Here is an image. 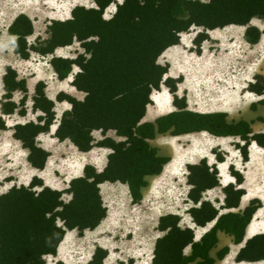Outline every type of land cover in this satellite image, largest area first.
I'll return each mask as SVG.
<instances>
[{"label":"trees","instance_id":"16d2710c","mask_svg":"<svg viewBox=\"0 0 264 264\" xmlns=\"http://www.w3.org/2000/svg\"><path fill=\"white\" fill-rule=\"evenodd\" d=\"M94 6L75 5L66 19H53L48 25V37L37 44L28 43L33 34L32 19L25 13L13 18L7 28L11 44L16 53L24 59L30 51L43 56L50 55L49 63L57 78L64 79L73 65L79 70L74 74L72 85L85 93L82 100L59 92L57 100H67L70 108L60 116L54 136L68 139L80 151H88L93 143L91 132L115 130L124 140L115 141L105 136L98 142L111 149L104 169L97 172L86 164L83 175L68 182L65 191L44 186L33 177L27 186L13 185L0 194V264H45V255H56L66 230L94 229L106 216L99 185L104 181L125 183L132 202L142 198V187L147 184L146 176L158 174L168 160L157 153L148 139L156 133L180 132L205 129L210 134L237 136L242 144L235 143L243 160L248 157V145L255 141L264 148V131H252L248 121H226L223 113L201 114L183 108L184 101H176L181 109L160 116L155 123H141L150 93L158 89L167 65H161L157 58L171 45L179 43L180 34L191 27H202L193 39L195 51L200 52L201 43L207 39L206 29L222 28L227 25H244V39L249 44L260 40L261 31L249 22L253 17L264 19V0H92ZM116 2L113 15L104 18V11ZM77 41L82 52L74 57L56 55L55 49L66 47ZM247 90L262 94L264 76L255 74ZM260 80V82H259ZM3 100L0 101L3 114H12L17 109L24 115L26 81L18 78L17 72L6 66L2 76ZM175 80L166 79L171 92ZM45 84L35 85L32 109L41 114L37 122L17 123L13 126V137L27 149V160L36 168H43L48 152L37 145L36 137L47 132L55 118L54 102L44 92ZM14 91L22 93L18 104L12 99ZM251 107H254L252 104ZM39 118V119H38ZM6 123L0 116V129ZM170 128H172L170 130ZM170 130V131H169ZM216 159L223 156L216 153ZM187 196L193 206L188 208L193 222L205 226L215 220L199 240H194L190 227L180 225V216L175 213L160 215L156 228L161 232L154 241L151 264H213L210 249L217 242V230L233 235L236 243L242 241L245 227L260 201L253 199L242 212L228 211L218 214L210 201L202 199V193L219 184L215 166L205 160L187 165ZM237 185L242 176L230 166ZM229 184L223 188L224 207L239 205L244 190ZM40 187V190H36ZM63 192L70 194L68 201L62 199ZM191 248L189 255L185 247ZM227 249L217 253L222 258ZM106 249L97 246L86 264H103ZM237 261L264 260V233L247 239L236 255ZM117 264H125L118 261ZM126 264H132L129 259Z\"/></svg>","mask_w":264,"mask_h":264},{"label":"crops","instance_id":"0c3cea01","mask_svg":"<svg viewBox=\"0 0 264 264\" xmlns=\"http://www.w3.org/2000/svg\"><path fill=\"white\" fill-rule=\"evenodd\" d=\"M230 26H238V28H241L240 38L244 43L251 46L252 48L253 47L258 48V46L262 45L263 43L261 42L262 34L260 40L257 43L249 44L244 39V35H243L245 29L244 25L231 24L222 28H228ZM216 29L218 28L205 30L208 37L201 43L199 53L195 51L196 48L193 43V39L195 38L196 34L200 31H190V32L186 31L181 33L179 43L171 45L168 48H166L162 52V54L157 58V62L159 64L167 65V72L163 75L159 88L153 89L151 91L150 103L146 106L145 114L140 120L141 123H148V122L155 123V120L158 117L181 109V107L178 104H176V101H184L183 108L186 110L198 112L201 114L214 113V112L223 113L226 121L228 122L243 119L249 122L253 133L263 131L261 130V126L264 125V93L259 95L252 91L244 92V90L247 89L248 83L253 82L254 80V78H252L253 75L260 74L264 76V53L262 54L261 57H257L256 62L255 61L253 62V65L251 67L252 75L250 77H244L241 79V81L238 82L241 85L240 87H238V89L231 88L229 90L230 93H226L224 87L219 86L217 87V89L213 90L211 83L214 81H220L217 79H212L213 71L215 68L220 67L222 63H219L217 59H213L210 56H208L206 52L208 51V47H205L204 42H207L210 39L217 41H222V40L227 41L228 38L231 37L235 38L234 35L231 36V33H227V32L223 33V36L219 34H212L211 32L215 31ZM33 33H34V25H33ZM32 35L33 34H31L30 36ZM0 38L2 39V41H0V47H1L2 45L5 44L4 43L5 35L2 34ZM36 38L41 39L38 37ZM60 48L62 47L56 48L54 53L56 54L57 50H59ZM1 53H3V56L1 55ZM12 53L14 57L15 56L17 57V53L14 49H12ZM0 56H1L0 101L3 100L2 96L4 93L2 76L4 75L5 68L8 65L11 66L17 72L18 78H24L26 81L27 93L24 102L25 110H26V102L29 99L32 107L33 96L35 95V85L38 81L44 82L45 95L48 99L54 102L53 111L55 112V118L53 123L50 125L49 130L47 132H40L36 137L37 145L48 152V157L46 159L45 165L43 168L33 167L27 160L28 151L26 149L27 152L24 153V155L17 156L18 158L16 165L17 176H14V178H17L19 179V181H21V183H17V186L20 185L27 186L33 177H37L43 182L44 186L65 191V189H67L68 187V182L70 181V179H68L67 181H61L60 183L61 187H59V185H54L56 183L54 177H57L59 175L60 169L64 168V164L58 161L59 156L61 155V157H63L64 154L68 155L70 151L73 153V158L71 159V161H69V163L71 164L67 170L69 172L65 171V173H68L69 175H73L71 179L83 175V169L86 164L93 166L97 172L102 171L106 166L107 156L111 151L110 148L106 146H100L98 142L101 141L105 136H109V138H112L115 141L123 140L122 137L116 134L115 130L110 129L105 134H103L101 130H93L91 132V135L93 137L94 144L88 151H80L73 145V143L70 140L64 139L65 141H63V140H59L54 136V132L57 127V123L60 116L65 110H68L71 106L70 103L65 99L57 100L56 95L59 92H64L70 95L71 97L76 98L77 100H82L85 96V93L83 91L77 90L72 85V79L74 74L78 71V67L74 65L72 71L69 73V75L66 78L59 79L57 78L55 72L53 71L49 63V59H50V55H49L47 62L49 67L51 68L50 71L55 74V76L51 78V80L49 79L50 73H44L42 74L41 77H38L39 72L35 73V71L29 74L28 75L29 77L20 76L17 70V64L16 67L13 66L14 64L11 63L13 59L10 60V57L5 56V50L2 47L0 48ZM41 57L44 56L42 55ZM30 58H31L30 56L27 59L21 58L24 60V62L26 61L24 67L27 66L28 60ZM33 76L37 77V79L33 80ZM166 79H173L176 81L174 92H171L169 90V87L165 84ZM196 89H201L202 92L200 93ZM210 92H212L213 97H217L216 99H214L213 102H208L211 101ZM202 93H204V96L206 95L205 98L207 100V103L205 104H203L201 101L203 100V98H199ZM231 95H232V100H229L228 96ZM153 96L156 99H154ZM21 97H22V93L17 100L16 91H14L11 100L15 104H18ZM252 104L254 105V107H251ZM247 107L249 109H246ZM32 110L35 112L33 119H25L23 121L16 120L11 125H8L6 120L4 119V116H11L16 119L24 118L26 112L24 115H20L17 112V109H15V112L12 114H3L1 111V104H0V116L3 117L6 123V128L0 130L2 131L9 130V133L5 132V134H9V137L3 135L0 136V142L2 143L0 146L1 152L8 151L11 148L10 146L13 144H17V143L20 144V142L13 137V126L15 124L37 122V117H39L38 115H40L41 113L34 109ZM234 110H236V112H233ZM258 117L262 118L261 121L258 120ZM171 129L172 128H170V130ZM192 135H198V136L192 137ZM236 137L237 136H221V135L210 134L205 129L180 132L177 135H173L171 134V132L156 133L153 138L148 139V142L152 147H154L157 150V153L160 156L166 157L168 158V160L163 164L162 169L158 174H150L146 176L147 184L142 187L141 190L142 197H143V189L146 188L149 189L150 187V179L167 173V170L172 169V165L174 161L176 162L178 158H181L179 159L180 162L181 160L184 162V169L186 172L184 174L185 175L184 179H185V184L187 185L186 189L188 193L190 185L187 183V174H188L187 165H193L199 163L201 160H205L209 166L216 167L218 172L219 184L213 188L204 191L202 193V199L210 201L211 204L217 209L218 214L226 213L228 211L242 212L246 208V206L249 205L251 200L256 199L260 201V206L257 207V209L252 215L251 220L245 227L244 236L241 242L236 243L233 235L226 233L222 230H217L216 233L217 242L209 251L210 256L214 259L213 264H264V260L237 261L235 258L239 249L244 245L247 239H249L250 237L256 234L264 233V148L257 145L255 141H250V144L248 145L247 160H243L239 150L235 147V144L234 146L229 145V142H231L230 140ZM227 138H231V139L229 140ZM3 141H7L8 146H5ZM238 143L242 144V141L240 142L238 141ZM58 145L59 147H57ZM69 145H71V147ZM73 148H75L77 151L73 152L71 150ZM18 149H19L18 146L14 148V150H18ZM63 149H66L67 151H64L62 154ZM213 150H216V153H220L224 157L223 160L221 161L217 160ZM167 165L168 167L165 168V166ZM230 166H232L235 171L241 174L242 176L241 184L237 185L235 177L230 172ZM223 172L224 175L222 174ZM167 178L173 180V178L171 177H167ZM177 178H179V176H177ZM176 179L174 180L176 181ZM116 183H120V182L104 181L99 185L100 194L103 203H104V199L101 192V187L104 185L107 186L106 187L107 189H110V186H108V184H116ZM181 183L182 181L176 184L178 186ZM121 184L126 186L127 192L129 193L127 185L125 183H121ZM229 184L237 185L236 188H241L244 190V193L241 195L239 205L234 208L224 207L225 193L223 191V188ZM11 186H13V184ZM35 189L40 190L39 187ZM64 193L67 194L68 196L67 199L63 198ZM187 193H186L185 204H187L188 207L186 210H188L189 207L193 206L191 200H189L187 196ZM63 194H62V199L64 201H68V199L70 198V194L66 192H63ZM111 194L112 196H114V194L116 193L112 192ZM245 196H247L246 199H244ZM141 199L139 201H141ZM131 203L134 204L135 202H132L131 200ZM114 204H118L120 206L115 207ZM114 204L113 205L115 208L119 210L123 209L122 215L125 217L126 215L124 214L125 204H120L116 202H114ZM105 207L107 210L105 218L99 223V225H97L94 229L91 230L98 229L100 224L104 222L106 218L110 215L111 210L108 209L109 207H107V205H105ZM258 212L260 215L256 217V214ZM186 213L188 216L187 219H184V217H182L181 214L180 215L178 214L181 218L180 225L182 227L187 226L193 229L194 240H199L201 235L204 232H206L215 222V220H212L210 222H207L205 226H198L193 222L188 211ZM115 215L120 216V214H115ZM160 215L161 214H159L156 218L158 219ZM73 231H77V230L72 229V230H66L65 232V235L68 232H70L71 234V235L70 234L67 235V237L69 236L68 237L69 242L74 241L76 236H78V238L82 236V234L78 235V231L76 236L73 235ZM196 231L199 232L197 237H196ZM59 246L57 248L56 255H51V254L47 255V256H51L55 260V261H51V264H71L67 262L65 258L59 257ZM97 246L106 249L107 255L103 260V264H108L107 259L109 257L110 252H112L117 247L113 246L110 248V246H104L100 243H96L94 249ZM153 246H154V242H153ZM225 248L227 249V251L225 252L224 256L222 258H218L217 253ZM94 249L92 253L94 252ZM139 252L140 251H138V256H141ZM92 253L90 254L89 258L86 261H84L83 264H86L88 262V260L91 258ZM150 253L152 257V251H150ZM190 253H191V248L189 246L185 247L184 254L189 255ZM47 256L45 255L44 257L45 261ZM134 256L135 254L130 253V255H128L126 258L115 259L110 264H117L118 261H123L126 264L129 259L132 260V264H136L134 260L135 258ZM140 261L142 262V258L140 259ZM193 263L194 262H189V264H193Z\"/></svg>","mask_w":264,"mask_h":264},{"label":"rangeland","instance_id":"374dc122","mask_svg":"<svg viewBox=\"0 0 264 264\" xmlns=\"http://www.w3.org/2000/svg\"><path fill=\"white\" fill-rule=\"evenodd\" d=\"M82 4L87 7L94 6L92 0H0V36L5 35L4 45L1 47L5 50V56L10 57L11 63H13L20 74V76H28L29 74L35 71L39 72L38 77H41L44 73H50L49 79L53 78L55 74L51 72V68L48 65V56L41 57L39 53L30 51V59L28 60L27 66L24 67L23 59L17 54V57L13 56L11 45V36L7 33V27L10 22L15 18V15L19 13H25L32 19L34 25V33L32 36L28 37L29 43L37 44L40 41L48 37V25L53 19H66L70 16V10L73 6ZM114 9V5L111 4L105 9V14H111V11ZM251 25L258 27L262 33L261 42L262 45L258 48H252L242 41L240 38V30L238 26H230L228 28H221L212 31V34H219L223 36V33H231V36L235 38H228L227 41H217V40H208L204 42L205 47H208L207 54L213 59H217L219 63H222L220 67H217L213 71L212 79H217L220 81L212 82L213 90L217 89L219 86H223L226 93H230L231 88L238 89L241 85L238 83L244 77H250L251 67L253 62L257 61V57H261L264 53V19L253 17L249 22ZM192 29V30H190ZM190 31H200L203 28H197L193 26L190 28ZM41 38V39H37ZM0 41L2 39L0 38ZM0 47V48H1ZM5 47V48H4ZM83 50L80 47L77 41H74L71 45L67 47H62L57 50L56 55L64 57H74L78 53H81ZM259 51V52H257ZM234 54V55H233ZM3 56V53H1ZM1 58V56H0ZM21 59V60H20ZM9 60V61H10ZM7 61V60H6ZM164 62V61H163ZM254 76V75H253ZM252 76V78H253ZM29 77V76H28ZM37 77L33 76V80H36ZM260 82V80H259ZM198 92H202L201 89H196ZM249 90H244V92ZM253 92V91H252ZM211 93V101L217 97H213ZM264 93V90L262 94ZM21 96V92L16 91L17 100ZM206 96V95H205ZM204 96V93L201 94L199 98H203L202 103H207V100ZM227 97V96H226ZM229 100H232V95L228 96ZM154 99H156L153 96ZM157 104V103H156ZM240 107V106H238ZM237 107V108H238ZM245 107V106H244ZM246 109H249L248 107ZM230 111V110H229ZM233 112H236L234 110ZM35 112L32 110L30 99L26 102V114L24 118H14L11 116H4L8 125H11L16 120L23 121L25 119H33ZM27 116V117H26ZM237 116V114H236ZM260 118V119H259ZM261 117H258V120L261 121ZM261 130L264 131V125L261 126ZM9 130L2 131L0 130V136H8ZM198 135H192V137ZM231 139V138H227ZM229 142L230 146H234L236 141H242L239 137L232 138ZM5 146H8L7 141H3ZM243 143V142H242ZM0 142V146H1ZM65 145V144H64ZM18 146V150H14ZM71 147V145H69ZM8 151L1 152L0 150V194L5 192L10 186L17 185L21 183L19 179L14 178L17 176V156L24 155L26 149L21 147V144H13ZM59 147V145L57 146ZM73 152L77 150L75 148L71 149ZM66 149H63L62 154ZM235 153V152H232ZM73 158V153L70 151L68 155L58 158L64 168L60 169L59 175L54 177L56 183L54 185H59L61 181H67L71 179L73 175H69L66 172L68 167H70L69 161ZM178 158L176 162L174 161L172 169L167 170V173L157 176L150 179L149 189H143V197L141 201L137 203H131L129 193L127 192L126 186L121 183L108 184L110 189H107V186L101 187V192L104 199V204L109 207L111 210L110 215L102 222L98 229L91 230L85 229L82 233V236L78 238L76 236L77 231H73V235L76 236L74 241H68L67 235L68 232L59 246V257H63L67 262L71 264H83L86 261L90 254L92 253L96 243H100L104 246H116L117 248L110 252L107 259V263H112L115 259L126 258L128 255L135 254L136 264H150L148 257L150 251L153 249V242L157 236L161 235V232H158L157 225V216L159 214L163 215L166 213H177L181 214L184 219H187V207L186 202V193L187 185L185 184V169L184 162ZM22 162V161H19ZM168 167L165 166V168ZM64 169V170H63ZM224 175V172L222 173ZM171 177L173 178H167ZM184 175V176H183ZM6 176V177H4ZM179 176V178H177ZM177 178V179H176ZM176 179V181L174 180ZM183 179V180H182ZM177 186L176 183L181 182ZM64 187V186H63ZM112 192H115L112 196ZM67 194H63V198L67 199ZM247 196L244 197L246 199ZM120 203L125 204L124 214L122 215L123 209H117L120 205L114 204ZM115 207H114V205ZM127 207V209H126ZM123 208V207H122ZM115 214H120L116 216ZM259 212L256 214V217L259 216ZM184 222V221H182ZM196 233H199L196 231ZM71 235V234H70ZM138 251L141 256H138ZM47 256V255H46ZM142 258V262L140 259ZM51 261H55L51 256H47L46 264H51Z\"/></svg>","mask_w":264,"mask_h":264},{"label":"clouds","instance_id":"9594fccd","mask_svg":"<svg viewBox=\"0 0 264 264\" xmlns=\"http://www.w3.org/2000/svg\"><path fill=\"white\" fill-rule=\"evenodd\" d=\"M119 1H121V0H116V2H118L119 3ZM201 1H203V2H206V1H208V0H201ZM116 2H112L111 4H113V3H115V7H116ZM108 7V6H107ZM106 7V8H107ZM115 11V10H114ZM113 10L111 11V14H109V15H106L105 14V11H104V18L105 19H109L112 15H113ZM196 27V26H195ZM192 28V27H191ZM200 28H202V27H200ZM199 31V30H198ZM201 31V30H200ZM181 35V34H180ZM28 43H29V41H28ZM74 66V65H73ZM76 66V65H75ZM78 70H79V68H78ZM150 96H151V93H150ZM109 137V136H108ZM120 137H122V136H120ZM104 138V137H103ZM123 138V140H124V137H122ZM110 151H111V149H110ZM17 186V185H16ZM37 188V187H36ZM40 188V187H39ZM37 190V189H36ZM152 258V257H151Z\"/></svg>","mask_w":264,"mask_h":264},{"label":"bare ground","instance_id":"6f19581e","mask_svg":"<svg viewBox=\"0 0 264 264\" xmlns=\"http://www.w3.org/2000/svg\"><path fill=\"white\" fill-rule=\"evenodd\" d=\"M110 5H111V4H110ZM110 5H109V6H110ZM109 6H108V7H109ZM15 16H16V15H15ZM40 55H41V54H40ZM70 75H71V74H70ZM63 141H65V140H63ZM198 234H199V233H196V237L198 236ZM148 261H149V263L151 264V253H150L149 257H148Z\"/></svg>","mask_w":264,"mask_h":264},{"label":"built area","instance_id":"2783aa9c","mask_svg":"<svg viewBox=\"0 0 264 264\" xmlns=\"http://www.w3.org/2000/svg\"><path fill=\"white\" fill-rule=\"evenodd\" d=\"M119 2H121V1H119ZM113 5H114V9H113V11L115 10V3H113Z\"/></svg>","mask_w":264,"mask_h":264}]
</instances>
